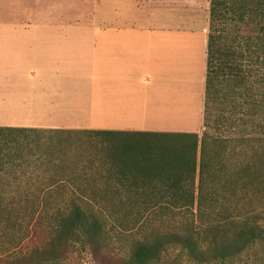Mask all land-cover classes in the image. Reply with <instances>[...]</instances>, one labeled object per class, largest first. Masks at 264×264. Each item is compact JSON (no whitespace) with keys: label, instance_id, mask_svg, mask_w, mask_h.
Wrapping results in <instances>:
<instances>
[{"label":"trees","instance_id":"1","mask_svg":"<svg viewBox=\"0 0 264 264\" xmlns=\"http://www.w3.org/2000/svg\"><path fill=\"white\" fill-rule=\"evenodd\" d=\"M110 219L134 233L125 257ZM0 235L32 242L29 261L80 244L103 264L172 248L208 264L264 246V0H209L201 131L0 124Z\"/></svg>","mask_w":264,"mask_h":264},{"label":"crops","instance_id":"2","mask_svg":"<svg viewBox=\"0 0 264 264\" xmlns=\"http://www.w3.org/2000/svg\"><path fill=\"white\" fill-rule=\"evenodd\" d=\"M140 2L102 0L84 24L0 19V124L201 131L206 39L140 18Z\"/></svg>","mask_w":264,"mask_h":264},{"label":"rangeland","instance_id":"3","mask_svg":"<svg viewBox=\"0 0 264 264\" xmlns=\"http://www.w3.org/2000/svg\"><path fill=\"white\" fill-rule=\"evenodd\" d=\"M102 0H0V19L30 23L37 20H59L76 24L90 23L106 17V9L101 7ZM138 3L139 17L148 16L169 29L196 30V43L208 32L209 0H148V6ZM148 9H145L147 8ZM180 34V35H177ZM170 44L174 46L192 43L186 33L172 34ZM175 36V37H174ZM187 36V37H186ZM185 38V39H184ZM110 235V253L127 256L130 240L134 233L127 231L119 220L108 221ZM138 235V233H136ZM6 239L0 235V264H103L90 251L80 244H74L63 250L58 257H45L34 261L23 259L32 254V242L11 247L2 242ZM30 246V247H29ZM157 264H204L190 260L179 248L169 249ZM208 264H264V246L257 245L240 257Z\"/></svg>","mask_w":264,"mask_h":264}]
</instances>
